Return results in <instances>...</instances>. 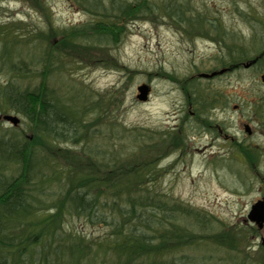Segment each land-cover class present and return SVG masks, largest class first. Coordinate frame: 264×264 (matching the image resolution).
Returning <instances> with one entry per match:
<instances>
[{
	"label": "rangeland",
	"instance_id": "rangeland-1",
	"mask_svg": "<svg viewBox=\"0 0 264 264\" xmlns=\"http://www.w3.org/2000/svg\"><path fill=\"white\" fill-rule=\"evenodd\" d=\"M181 1L187 15L205 17L201 29L206 28V21L215 19V28L225 33L217 29L200 33L199 25L173 24L163 14L141 17L126 24L117 44L90 52V59L73 57L66 70L52 78V84L62 91L69 84L83 87L94 100L101 98L106 104L101 119L88 129L94 137L89 145L96 140L93 144L99 147L136 149L137 143L125 136L130 133L125 129L130 128L147 133L143 147L170 135L172 142H167L156 164L159 173L146 185L167 203L181 201L208 215L209 220L201 229L191 226L204 239L166 254L164 259L174 256L179 260L183 254L196 264L257 263L264 259V232L247 214L251 204L264 196V84L260 80L264 70L255 64L228 69L235 50L256 45L264 36L263 25L257 21L259 17L264 20V0ZM90 18L76 0H0V25L16 24V34L22 35L23 41L9 51L12 60L28 62L41 47L44 39L34 40L33 35L80 25ZM1 62L0 83H5L8 63ZM222 69L216 78L199 77ZM141 84L150 87L145 102L136 98ZM5 114L16 115L18 125L3 120ZM91 118L92 114L87 116V120ZM245 125L252 127V133L245 131ZM13 129H25L21 115L0 112V135ZM82 143L64 146L78 149ZM3 172L9 176L15 168L7 164ZM63 228L95 240L108 232L103 223L75 214L65 217ZM217 232L237 237L236 248L212 244L210 236ZM100 259L96 264H110L112 257L104 258V263Z\"/></svg>",
	"mask_w": 264,
	"mask_h": 264
},
{
	"label": "trees",
	"instance_id": "trees-1",
	"mask_svg": "<svg viewBox=\"0 0 264 264\" xmlns=\"http://www.w3.org/2000/svg\"><path fill=\"white\" fill-rule=\"evenodd\" d=\"M76 1L90 20L33 35L45 43L28 62L8 57L23 41L15 31L19 27L0 25V59L8 63V78L0 83V112L14 111L25 124L24 130L0 135V264H96L97 258L104 263L111 257L110 264H196L183 254L179 260L164 257L204 239L191 226L201 229L209 216L181 201L169 204L146 185L159 173L156 164L172 142L170 135L143 147L147 133L130 128L125 136L138 144L136 149L99 147L93 144L96 140L89 145L94 137L88 129L101 119L106 104L80 86L69 84L62 91L53 86L52 78L65 71L73 57L90 59V52L117 44L129 21L163 14L173 24L195 23L200 33H208L217 29L216 20L206 21L201 29L205 17L187 15L181 0ZM257 21L264 28V20ZM54 36L57 40H51ZM241 49L234 51L231 65L254 59L264 70V36ZM68 142L83 143L74 149L64 146ZM7 164L15 168L9 176L3 172ZM71 214L103 223L107 234L95 240L65 231L63 221ZM238 240L228 232L210 236L212 244L230 250ZM258 261L236 264H264L263 258Z\"/></svg>",
	"mask_w": 264,
	"mask_h": 264
},
{
	"label": "water",
	"instance_id": "water-1",
	"mask_svg": "<svg viewBox=\"0 0 264 264\" xmlns=\"http://www.w3.org/2000/svg\"><path fill=\"white\" fill-rule=\"evenodd\" d=\"M250 62L244 63L243 66L245 68L250 66ZM224 69L219 71H213L211 73H200L201 77H212L215 74H219L223 72ZM261 80L264 83V74L261 76ZM150 87L147 84H141L137 87V95L136 98L139 101H146L148 98ZM3 120L10 122L13 126L18 125L19 119L16 115L12 114H5L2 116ZM247 132H249L248 126H245ZM247 218L250 222L254 223L259 229H262L264 232V196L260 199L256 200L254 203L251 204L249 212L247 214ZM261 244L264 248V236L261 238Z\"/></svg>",
	"mask_w": 264,
	"mask_h": 264
},
{
	"label": "flooded vegetation",
	"instance_id": "flooded-vegetation-1",
	"mask_svg": "<svg viewBox=\"0 0 264 264\" xmlns=\"http://www.w3.org/2000/svg\"><path fill=\"white\" fill-rule=\"evenodd\" d=\"M238 63H240V62H238ZM238 63H236V64H238ZM217 76H219V75L214 76V78H216ZM212 79H213V77H212ZM236 107H237V106H235L234 108L236 109ZM251 129H252V127L250 128V133H252V131H253V130H251ZM220 131H221V130H220Z\"/></svg>",
	"mask_w": 264,
	"mask_h": 264
},
{
	"label": "bare ground",
	"instance_id": "bare-ground-1",
	"mask_svg": "<svg viewBox=\"0 0 264 264\" xmlns=\"http://www.w3.org/2000/svg\"><path fill=\"white\" fill-rule=\"evenodd\" d=\"M250 63H251V62H250ZM251 64H252V63H251ZM251 64H250V65H251Z\"/></svg>",
	"mask_w": 264,
	"mask_h": 264
}]
</instances>
